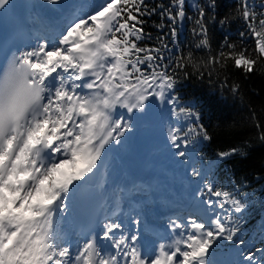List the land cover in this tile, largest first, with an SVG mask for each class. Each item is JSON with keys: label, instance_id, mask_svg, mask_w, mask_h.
Returning a JSON list of instances; mask_svg holds the SVG:
<instances>
[{"label": "trees", "instance_id": "trees-1", "mask_svg": "<svg viewBox=\"0 0 264 264\" xmlns=\"http://www.w3.org/2000/svg\"><path fill=\"white\" fill-rule=\"evenodd\" d=\"M117 12V83L168 79L229 210L223 241L249 236L246 251L264 264V0H120Z\"/></svg>", "mask_w": 264, "mask_h": 264}, {"label": "rangeland", "instance_id": "rangeland-1", "mask_svg": "<svg viewBox=\"0 0 264 264\" xmlns=\"http://www.w3.org/2000/svg\"><path fill=\"white\" fill-rule=\"evenodd\" d=\"M184 1L192 8L196 6V0H179V4L181 3L182 5ZM105 4L109 6L112 12L105 15L101 21L96 19L94 21L90 20L91 26L87 29L88 32L84 34L91 36L93 44L89 45L88 48L77 49L76 52L81 51L86 53L83 55L79 54L70 61L75 66V70H81L84 75L86 72H100L102 75L100 87L105 89L107 93L101 102L100 111L96 112L102 117L97 122V129L94 130L95 135L102 136L108 131V116L112 111H127L128 108H133L136 119H141L145 113L147 120L155 124L158 131L156 134L155 129L151 132L152 134L150 133L151 135H146L145 131L138 126L134 129L126 130V144L130 147L129 153L125 157L128 162L127 168H136L133 172L158 176L157 167L154 164H150L149 149L154 146L167 148L168 152L165 153L164 149L158 158L154 159V162L158 163V161L166 159L168 167L172 170L177 169V164L181 165L180 170L183 171L182 175L186 172L189 178L188 182L198 186L197 190L199 194L208 203L203 212L214 215V223L211 224L204 223L206 221L204 217L203 219L198 218L196 223L202 225V230L192 236L193 239L189 243L186 250L187 253L197 254L198 252H202L206 256V259H208L209 264H263L260 262L259 256H250L249 251H246L247 238L245 239L240 236L230 243L223 242V234L230 229L233 231V222L227 216L229 210H227L225 203L219 202V197L216 194L210 192L211 188L206 182L207 166L198 162L193 144L187 139L191 130L187 126L186 117L178 104L177 97L168 79L163 75H156L153 78L149 77L138 81L133 86L110 84V80L116 77V73L121 74V70L118 69V54L114 39L117 36L116 17L118 16L119 0H108ZM181 22L182 20L178 24ZM101 26L103 28L100 29ZM125 78L126 76L123 75L118 76V79ZM168 95L171 99L169 101L172 102L169 110L174 111L171 116L175 121L166 127V124H159V108L163 106L166 108L168 106V99L166 98ZM138 99L142 101L140 105L136 103ZM78 105H81L85 112L89 110L87 105H83V101H79ZM165 127L167 133L163 130ZM151 142H153L152 145ZM191 158L193 159L188 162L187 160ZM64 166L62 164L57 165L54 169L46 172L43 178L44 185L42 189L38 187L30 195L35 197L39 192L45 194L54 175L62 172ZM83 170L86 171L87 168L83 167ZM177 190L184 195V184L178 186ZM3 204L0 200V208ZM31 243L29 244L28 242L29 247H26L25 254L31 252L33 245ZM39 250L37 249V252ZM33 257V259L29 257V259H32L34 263H43L44 256L41 253H33Z\"/></svg>", "mask_w": 264, "mask_h": 264}, {"label": "bare ground", "instance_id": "bare-ground-1", "mask_svg": "<svg viewBox=\"0 0 264 264\" xmlns=\"http://www.w3.org/2000/svg\"><path fill=\"white\" fill-rule=\"evenodd\" d=\"M46 2L52 1L54 3H59L60 0H45ZM100 3L97 6V9L95 11H98L100 8L101 10H104L107 5ZM74 38L73 35L69 38V43L66 46L64 50H62V54H68L70 53V48L73 46H79V47H88V40L89 37L85 38H77L76 41H72ZM65 56V55H64ZM74 59V58H73ZM168 99V106L166 108H163L162 114L163 117L166 119L170 118V106L172 105L170 96H166ZM83 101L84 105H87L89 108H93L94 103H92L91 99L86 100L85 98L81 99ZM85 100V102H84ZM170 100V101H169ZM137 105H140L142 101L138 99ZM152 104V103H151ZM72 106L68 107L69 110H71ZM141 108V107H139ZM92 110L88 111L87 113H84L85 118L91 119ZM74 117V116H73ZM143 119L145 118V113L143 114ZM109 122H108V128L107 132L102 136H96L93 130V126L91 124L85 125L84 127V133L76 145V150L74 153V157H70L68 160H65L62 165L64 166V169L62 172H59L54 176V179L60 180L65 183H71L72 180H75L76 178H82L85 179V171L83 170V167L86 164L91 163L94 159L100 158L103 161V169L99 176V179L97 181V185L103 187L102 193L108 197L111 198L115 193L113 189H111L113 177L115 176V173H117V170L119 169V172L122 168V166L126 165V163L123 164H117L113 158H112V152L110 151L111 145L116 142L117 140L120 141L122 138V134H125V131L127 129H134L136 126H139L140 129L145 131L146 135H149L152 131L156 129V125L151 123L150 121H141L138 118L134 117L133 113L129 112H120L119 115H116L115 113H109L108 116ZM170 121H174V119H170ZM53 119L46 121L43 126L46 127L47 130H52L54 126H52ZM76 122V120L74 121ZM82 124V120L78 121ZM41 127V126H38ZM56 128V127H55ZM54 128V129H55ZM152 134V133H151ZM150 134V135H151ZM122 140V139H121ZM153 142H151V145ZM163 148V147H160ZM159 148V149H160ZM128 149L127 144L125 142H122L120 150L126 151ZM168 152V149H165V153ZM153 153V154H152ZM158 152L156 151L155 147H151L149 149V158L151 160L150 164H154L158 169L163 167L166 161H158V163L154 162L155 158H158ZM162 160V159H160ZM166 165V164H165ZM118 168V169H117ZM166 175V174H165ZM167 179V175L164 176ZM43 178V177H42ZM163 182V181H162ZM43 186V181L40 183V187ZM52 184H50L49 188H47L46 193L43 194L42 192H39L35 197L29 196V192L24 194H14L11 195L10 199L5 200V204L2 206L1 210L3 212H6V215L11 216L10 218L13 223L19 222L20 227L17 231H12L9 233L8 238L5 240L4 245L9 246V250H2L1 251V258L4 257V255L8 253H13V259H15L18 264H39L34 263L32 261L33 253H41L43 257V263L42 264H60V261L57 259H63L62 263L65 264L64 260L65 257L63 254H60L59 252L55 251L54 241L55 239L52 236H43L39 234V232L34 228V222L35 217L33 216V212L35 210L34 203L40 199H43V201L46 203V206L48 204V199L50 197V194H53L51 191ZM42 191V190H41ZM197 210L198 212H202L205 207H207L208 203L205 199L200 197L197 200ZM10 206L11 210L6 211V207ZM47 213V207L45 209ZM57 213H52V217H56ZM204 216L206 217V222L208 223H214V218L209 216L208 214L204 213ZM110 224H108L107 227H109ZM186 228L192 233H199L202 230V225L197 224H191V222H188L186 224ZM188 237H191L190 234H186ZM31 239V240H30ZM32 245V250L28 254H25L26 247H29V244ZM37 249L39 250L37 252ZM27 252V251H26ZM25 254V255H24ZM58 256V258H57ZM29 257H32V259H29ZM188 258L193 259L195 258L196 264L200 260L204 261V264H209L208 259H206V256L202 252H198L195 255H190ZM1 261V260H0ZM152 262V261H151ZM150 261H146L144 264H151ZM1 264V263H0ZM153 264H162V261L160 258H157L153 261Z\"/></svg>", "mask_w": 264, "mask_h": 264}, {"label": "water", "instance_id": "water-1", "mask_svg": "<svg viewBox=\"0 0 264 264\" xmlns=\"http://www.w3.org/2000/svg\"><path fill=\"white\" fill-rule=\"evenodd\" d=\"M101 170H102V162L100 159H96L86 175V181H88L91 184L96 183L101 173Z\"/></svg>", "mask_w": 264, "mask_h": 264}]
</instances>
